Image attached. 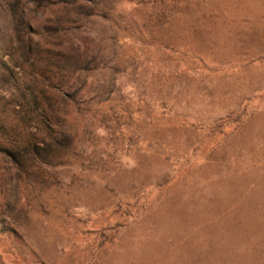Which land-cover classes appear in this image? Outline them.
Here are the masks:
<instances>
[{
	"label": "rangeland",
	"instance_id": "rangeland-1",
	"mask_svg": "<svg viewBox=\"0 0 264 264\" xmlns=\"http://www.w3.org/2000/svg\"><path fill=\"white\" fill-rule=\"evenodd\" d=\"M0 264H264V0H0Z\"/></svg>",
	"mask_w": 264,
	"mask_h": 264
}]
</instances>
